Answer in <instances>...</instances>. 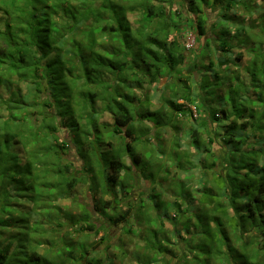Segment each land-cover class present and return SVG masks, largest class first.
<instances>
[{
    "label": "trees",
    "instance_id": "1",
    "mask_svg": "<svg viewBox=\"0 0 264 264\" xmlns=\"http://www.w3.org/2000/svg\"><path fill=\"white\" fill-rule=\"evenodd\" d=\"M210 1L215 5L224 3L228 9L242 2L0 0V227H23L16 235L0 242V264L77 261L76 248L81 246L75 247L71 241H66V234L61 235V247L58 246V250L63 248V254L53 255L56 260L52 261L39 250L42 242L34 238L39 228L37 218L51 214L53 209L59 210L57 202L79 184L90 182L91 190L101 194L100 198L97 193L93 195L96 196L94 210L101 216H107L109 209L117 210L104 195L112 194L115 199L116 187H122V191L129 194L136 188L132 177L133 183L129 185L122 180V173L130 168L125 163L126 157L136 168L146 166L136 145L141 143L147 129L142 128L138 134L135 122H148L156 128L172 127L175 113H180L185 103L194 104L197 94L183 83L180 90L174 92V99L166 101L169 112L151 109L149 100H143L144 94L138 93L146 84L158 81L162 68L166 74L173 75L187 62L184 44L170 39L176 27L170 10L177 2H187L188 11L195 15L198 34L204 37L209 35L208 18L201 6L209 5ZM129 14L140 17L138 28H133ZM220 17L225 21L232 18L226 14ZM262 23L264 25V18ZM221 25L218 21L210 27ZM248 29L240 28L239 32L245 34L243 42L251 40ZM262 29L257 30L263 41L256 45L258 52L247 68V81L228 69L231 60L220 56V52L229 54L227 49L233 46L228 27L219 28L223 36L219 52H214L207 42L201 49V56L210 55L198 92L202 97L209 95L216 99L225 86L230 95L229 99L218 97L220 113L229 122L223 133L225 156L220 159L223 169L214 173L216 181L210 187L202 183L197 199L183 190L182 202L174 203V217L168 218L167 211L159 214L160 203L155 204L158 210L155 217L150 211L137 215L138 222L143 221L148 226L156 220L163 222L164 218L183 226L174 230L178 238L188 242L179 248L180 252L174 254L169 249L168 239L165 243L157 241L152 247L161 253L164 264H264ZM241 58L239 54L236 60ZM209 79L213 82L212 88L208 87ZM25 82L29 89L23 94L20 84ZM257 104L263 109H255ZM196 109V113H201L198 105ZM248 112L251 113L246 117ZM106 113L112 123L102 121ZM218 113L216 109L210 112L214 124L221 121ZM207 122L205 119L201 126L206 127L210 124ZM116 136L124 139L123 145L110 141ZM191 136L199 152L208 153L206 147H202L201 133L194 130ZM105 142L110 149H102ZM209 143L213 144L212 137ZM73 156L80 164L82 162V167L72 160ZM200 162L206 169L207 165ZM218 164L219 160L213 161L209 168H216ZM23 202L32 204L33 210L25 211ZM130 210L109 219L118 225L131 216ZM80 214L78 221H71L69 225L59 223V226L68 231L76 224L85 223L88 230L94 231L96 225L88 209L83 208ZM181 230L189 237L184 239ZM148 231L157 239L159 230L150 228ZM31 236L34 237L31 239ZM50 247L48 254L55 246L51 243ZM166 254H171L172 259L167 260ZM88 255L85 251L80 256ZM90 256L88 264H101L99 259Z\"/></svg>",
    "mask_w": 264,
    "mask_h": 264
},
{
    "label": "rangeland",
    "instance_id": "2",
    "mask_svg": "<svg viewBox=\"0 0 264 264\" xmlns=\"http://www.w3.org/2000/svg\"><path fill=\"white\" fill-rule=\"evenodd\" d=\"M196 1L199 3V0ZM187 2L185 4L177 2L170 10V15L176 25L172 29L170 39H177L184 44L187 51L186 64L179 66L177 68L178 72L173 75L166 74L162 68V74L158 81L153 84H146L145 88L138 93L141 96L144 94L142 96L143 100H149L151 109L160 108L162 110H169L170 112V109L166 105L167 99H174V92L180 90V86L186 83L194 93H197L195 95V103L186 104L184 102L186 107L180 113L176 112L174 120L172 119L174 127L156 128L148 122H135L134 125L139 130L138 134H140L142 128L147 129L142 136L141 143L136 145V150L143 154L146 166L143 168L141 165L136 168L130 158L126 157L125 163L130 168L122 173V180L129 185L133 183L130 180V177H132L136 180L137 186L134 190L129 189L130 194L127 191H122V187H116L117 196L115 199L112 194L104 195L105 200L110 201L117 207L115 212L109 209L106 212L107 216H101L94 210L96 196L94 198L93 195L97 192L91 190L89 186L91 183L89 182V184H79L70 194L64 195L63 199L57 202V205L60 207L59 210L53 209L51 214H46L40 218L36 217L39 226L38 233L35 237L31 236V239L34 237L37 241L42 242L39 250L48 255L52 261L56 260L53 255L57 252L61 255L63 254V248L58 250V246L61 240L60 237L64 234L67 236L66 241H71L75 244V247L81 246L80 250L76 248L78 250L76 254L78 260L72 261L70 264H88L91 260L90 255L99 259L101 264H164L162 263L161 255H159L161 253L156 249H152L157 241L165 243L166 239H168L169 249L174 254L180 252V247L188 245L187 241L178 238L174 233L176 227L182 229L183 226L180 223L174 225V222L168 218L169 216L174 217V208L176 207H174V203L176 201L182 202L183 197L180 194L183 190H188L191 197L196 198L204 185L202 183H205L206 187H210L212 182L216 181L214 173H219L223 169V162L220 161L225 156V147L222 143L223 133L229 123L224 115L220 113L221 102L219 99L222 97L229 99L230 96L227 94L225 86L221 88V92H219L216 99L209 95L202 97V94L198 92L200 79L206 75L204 74V65H208V57L210 55L206 53L205 56H201V49L207 42L214 52H219L223 39L219 28L228 27L232 33L231 44L233 46L227 49L229 54L220 52V56L222 55V59L231 60L228 69L237 75L240 74L243 81L249 80L248 73L246 72L247 68L251 65V61L256 55L255 52H258L256 50L257 43L263 41L262 35L258 31L262 27L264 29L262 23L264 18V0H242L240 5L232 6L230 9L225 8L224 3L215 5L213 1H210L209 5H202L203 14L208 18L206 30L209 32V35L204 37L198 34L195 15L188 11ZM224 14L233 19L231 18L228 21H225V19L221 20L220 16ZM129 19L133 23L134 29L139 27L140 17L138 15L129 14ZM253 20L256 21L254 22ZM218 21L222 24L221 26L214 29L210 27L213 22L217 23ZM252 25L255 27L254 29H252ZM241 26L249 28L247 34L248 38L251 39L250 41L243 42L245 34L244 32H239ZM191 40H194V46L189 50L186 44ZM239 54L242 55V58L236 60ZM106 79L109 78L105 77ZM233 79L235 80V78ZM209 81L208 87L212 88L213 82H211V79ZM20 89L25 94L29 86L25 82L20 84ZM1 92L3 91L1 90ZM218 97L220 98L218 99ZM253 97L255 98L256 96L253 95ZM178 103H183V101H179ZM99 105L100 103H98ZM197 105L202 109L201 113H196ZM248 107L252 109L253 106L249 104ZM254 108L257 110L263 109L260 104H257ZM212 109H216L219 112L218 116L221 118V121L217 124H214L213 120H211L210 112ZM252 111L255 110L253 109ZM250 113H246L245 116H249ZM205 119L210 124L202 127L201 123ZM102 121L113 122L111 116L107 113L102 117ZM240 123H243V119H241ZM212 125L214 126L212 127ZM194 130L201 133L202 147H206L208 153H200L197 149L199 146H196L195 140L191 136ZM119 137L116 136L110 141L114 145H123L124 139ZM209 137H212L213 144H207ZM102 149H110L107 142L102 144ZM72 160L78 166L82 165V162L80 164L76 156H73ZM199 160H202L205 166L207 165L206 169H204ZM218 160V167L210 169L209 166H211L212 162ZM150 175H153V177H149ZM96 195H98V198L101 197L100 193ZM98 198L97 202L99 201ZM23 203L25 205L22 207H24L25 211L33 210L32 204ZM156 203L161 204L162 209L159 212L155 208ZM183 207H186V204ZM83 208L88 209L89 214L92 216V222L96 225V229L94 231L88 230L86 224L83 223L82 226L76 224L73 226L74 228L63 231V227L59 226V223L69 225L71 221H78L81 219L80 213ZM130 208L132 209L130 210L132 211L131 216H127V219L122 223L115 225L110 221V216L113 218L117 217V215L120 216ZM146 211H150L149 214L152 217H155L156 212L161 214L167 211L169 214L167 215V219H163V222L156 220L151 224L149 223L148 226L143 221L138 222L137 218V215L146 213ZM48 215L50 216L48 217ZM75 226L77 231H75ZM22 228L11 226L3 229L0 227V242L5 239L7 240L11 235H16L20 230H23ZM150 228L159 230L157 239L148 231ZM97 230L98 233H96ZM181 233L183 237L185 235L184 239L189 237L185 230H181ZM70 237L72 240H69ZM47 242L50 244L46 245ZM191 242L193 241L191 240ZM51 243L55 247L48 254L47 251L51 248ZM61 244H64V242ZM65 246L64 248H66ZM67 251L69 250L67 249ZM85 251L89 255L86 258H82L80 256L81 252ZM170 256L171 254H166L167 260L172 259ZM66 263L69 262L66 261Z\"/></svg>",
    "mask_w": 264,
    "mask_h": 264
},
{
    "label": "built area",
    "instance_id": "3",
    "mask_svg": "<svg viewBox=\"0 0 264 264\" xmlns=\"http://www.w3.org/2000/svg\"><path fill=\"white\" fill-rule=\"evenodd\" d=\"M194 46V40L189 41V43L186 44L187 49H192Z\"/></svg>",
    "mask_w": 264,
    "mask_h": 264
}]
</instances>
